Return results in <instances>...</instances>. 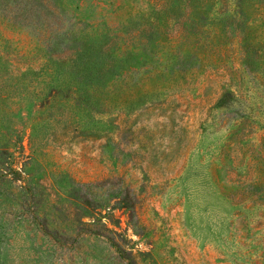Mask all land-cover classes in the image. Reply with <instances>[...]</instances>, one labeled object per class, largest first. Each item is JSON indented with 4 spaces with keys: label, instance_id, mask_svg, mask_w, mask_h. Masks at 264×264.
<instances>
[{
    "label": "rangeland",
    "instance_id": "1",
    "mask_svg": "<svg viewBox=\"0 0 264 264\" xmlns=\"http://www.w3.org/2000/svg\"><path fill=\"white\" fill-rule=\"evenodd\" d=\"M0 264H264V0H0Z\"/></svg>",
    "mask_w": 264,
    "mask_h": 264
}]
</instances>
